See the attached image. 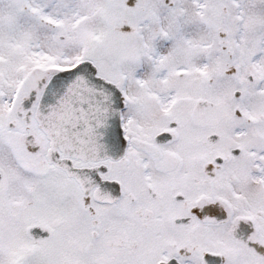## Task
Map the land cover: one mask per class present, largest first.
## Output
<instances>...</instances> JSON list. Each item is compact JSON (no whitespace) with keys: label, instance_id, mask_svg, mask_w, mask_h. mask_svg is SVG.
I'll list each match as a JSON object with an SVG mask.
<instances>
[{"label":"snow or ice","instance_id":"obj_1","mask_svg":"<svg viewBox=\"0 0 264 264\" xmlns=\"http://www.w3.org/2000/svg\"><path fill=\"white\" fill-rule=\"evenodd\" d=\"M0 264H264V0H0Z\"/></svg>","mask_w":264,"mask_h":264}]
</instances>
